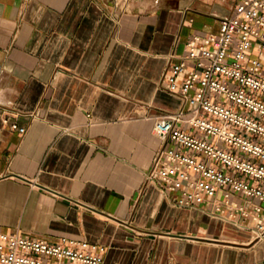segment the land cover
Returning <instances> with one entry per match:
<instances>
[{
	"label": "crops",
	"instance_id": "0c3cea01",
	"mask_svg": "<svg viewBox=\"0 0 264 264\" xmlns=\"http://www.w3.org/2000/svg\"><path fill=\"white\" fill-rule=\"evenodd\" d=\"M238 1L0 0V231L96 242L102 264H264L252 220L146 179L153 121L182 105L168 64Z\"/></svg>",
	"mask_w": 264,
	"mask_h": 264
},
{
	"label": "built area",
	"instance_id": "2783aa9c",
	"mask_svg": "<svg viewBox=\"0 0 264 264\" xmlns=\"http://www.w3.org/2000/svg\"><path fill=\"white\" fill-rule=\"evenodd\" d=\"M184 49L162 77L182 105L153 121L162 145L146 179L177 192L180 206L208 203L214 215L252 220L264 241V0H239L216 32L192 34ZM103 252L81 238L0 231V264H102Z\"/></svg>",
	"mask_w": 264,
	"mask_h": 264
}]
</instances>
